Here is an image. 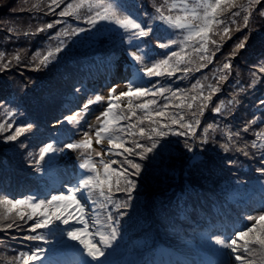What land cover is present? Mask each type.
Returning a JSON list of instances; mask_svg holds the SVG:
<instances>
[{
	"label": "snow or ice",
	"instance_id": "6c2138e0",
	"mask_svg": "<svg viewBox=\"0 0 264 264\" xmlns=\"http://www.w3.org/2000/svg\"><path fill=\"white\" fill-rule=\"evenodd\" d=\"M61 3L63 0H50L45 14L72 17L79 24L72 27L70 32L59 30L49 35V40L56 41L55 47H49L43 55L37 51L24 67L36 72L55 69L67 56L69 43L64 37L69 35L81 38L82 43L95 42L101 38L111 39L113 43L123 45L130 58L126 90L117 94L120 85H111L107 97L94 95V99L89 98L81 105L68 109L53 125L56 128L53 136L41 142L38 159L31 151L27 153L34 160L29 167L34 168L39 178L60 173V161L64 154L77 152L82 159L78 163V170H63L58 184H45L24 198H10L7 193L0 192V232L5 234L0 237V245L7 241L12 253L10 256H0V260H5L6 264H122L116 256L124 240V222L126 219L131 220L130 212L138 209L139 205L133 202L139 201L142 195L140 189L145 187L150 175L148 166L143 162L147 161L150 165L155 160H163L174 143L170 137L182 138L185 154H192L188 156L189 160L195 162L201 155L205 157L193 166L206 169V179L211 177L215 167H219L214 158L208 155L210 151H222L225 156L221 161L230 168L237 160L228 157L229 152L241 153L249 160H256L259 164L255 168L258 173L256 180L264 193V128L255 132L256 139L252 141L244 140L241 135L242 132L247 133L251 125H257L258 122L264 125V98L256 102L257 113L243 127L235 131L229 127L222 133V140L215 135L220 128L218 123L205 122V126L201 127V118L209 110L213 97L222 91V86L232 75L233 59L237 53L246 49L254 31L264 35V24L257 29L254 21L250 26L256 6L261 7L255 15L264 18L262 0H248L247 5L239 6L237 0H173L172 3L164 0L159 5L154 2L150 10L139 13L137 10L143 8L140 0H74L56 13ZM234 8L237 10L231 11ZM226 12H230V16H225ZM63 23L65 20L56 19L37 31L44 33ZM14 31L9 29L10 34ZM234 32H241L242 35L230 46L231 52L219 60L217 54L225 42L232 39ZM35 34L31 33L32 36ZM23 35L29 36L30 33L24 32ZM75 42L73 40V44ZM5 55V52L0 51V74L11 71L14 60L17 65L21 61V57L15 55L5 62ZM209 65L213 66L209 72L202 74L189 86H172L185 80L188 73L201 72ZM253 67L259 73H264V56ZM177 72L182 75L177 77ZM252 76L248 88L254 89L260 81L256 72ZM161 77L176 79L171 84L153 79ZM31 83L35 86L31 90L34 92L39 84L36 81ZM3 87L5 85H0V89ZM81 91L80 86H73V94H80ZM239 92H245V88L241 87ZM238 94H233L227 105L223 101L213 105V117L226 120L234 106L240 103L236 99ZM28 95L27 85L21 84L19 92L10 93L11 99L5 100L7 108L0 104L5 115L13 118L11 123H0V133L12 129L16 123L15 117L24 116L15 131L3 138L4 143H10L16 150L29 147L26 141L30 137L27 136L19 144L15 143L22 135L26 132L35 135L41 127L39 117L29 118L30 114L26 111ZM125 97L128 98L127 110L130 115L113 111L120 108L118 102ZM157 97H163L165 103L156 106ZM133 98L141 102L134 106ZM105 99L107 104H101L103 110L95 117L96 125L93 126L86 119L90 106ZM137 110L143 115L137 116ZM131 117H136L135 123L120 126L122 120H130ZM146 121L148 126L143 127ZM129 137L138 139L129 140ZM105 140L109 145L107 149H93L94 141L103 144ZM238 141H243L242 146H238ZM175 143L180 144L181 139ZM105 152L112 159L105 160ZM95 157L100 159L97 161ZM113 165L119 167L114 168ZM247 183L238 180L234 187L238 189L241 184ZM114 192L122 195L114 198ZM94 193L103 199L94 198ZM198 195L194 186L185 185L179 194L185 212L189 211V200ZM177 207H180L179 203ZM53 208L55 212L51 211ZM14 210L15 215H12ZM99 210H104L103 220ZM190 210L195 211V208ZM244 220L253 223L237 226L234 222L231 230L225 232L210 230L204 238L205 258L191 261V264H255L249 258L256 251L252 246H258L264 255V208L258 216L246 214ZM163 221L166 229L178 228L174 215L165 212ZM19 222L24 223L22 225ZM90 226L93 232H89ZM16 231L24 233L19 238L22 242H32L28 251H17L11 244L18 239ZM127 264L157 262L129 260Z\"/></svg>",
	"mask_w": 264,
	"mask_h": 264
},
{
	"label": "trees",
	"instance_id": "16d2710c",
	"mask_svg": "<svg viewBox=\"0 0 264 264\" xmlns=\"http://www.w3.org/2000/svg\"><path fill=\"white\" fill-rule=\"evenodd\" d=\"M72 2H74V0H64L59 10L61 11L67 5L66 3ZM140 2L143 8L137 10L138 13L139 11L150 10L154 2L159 5L162 4L164 0H140ZM172 2L173 0H169V3ZM189 2H191V0H189ZM262 2L264 3V0H262ZM49 3L50 0L48 1V4ZM26 4L24 0H0V51L6 54L5 62L15 55L21 57L19 65H17L14 60L11 71L0 74V85H5V87L0 89V104H4V108H7L8 105L5 104V100L11 99L10 93L19 92V85L21 84L27 85L29 95L25 105L26 111L30 114L29 118L39 117L41 125L40 131L35 135L31 132H26L15 142L19 144V141L25 140L26 136L30 137V139L26 141L29 145L26 149H13L10 143H4L3 139L5 136L11 135L12 132L15 131L17 124L24 119V116L15 117L16 123L13 124L12 129L0 133V192H5L10 198L15 197L17 199L24 198L29 192L38 191L39 188L43 187L42 182L46 184V180L44 178H39V174L34 171V168L29 167L30 164L34 163V160L29 158L27 153L31 151L34 157L38 159V145L32 144L36 143L41 146V142L44 141L42 138L43 133L41 132L43 129L42 126L44 123H47L46 121L49 120L53 114L63 93L67 89L66 95H64L65 100L71 102L72 98L75 96V94H73L75 80L89 69L91 73L96 75L102 73L105 75L106 72H110L109 67L113 62L118 61L120 56L125 53L123 45L119 44V42L113 43L111 39L101 38L95 42L82 43L81 38L71 37L69 35L64 37L69 43V48L66 49L67 56L59 62L55 69L52 71H30L25 68L24 65L32 60L36 52L40 51L43 55L49 47H55L56 44V41L49 40V35H51L50 32H52L53 29L46 30L44 33L38 32L37 29L44 27L47 23L53 22L56 19H63L65 23L56 25L54 28H56L57 31L64 30L70 32V29L77 26L79 22L73 18L58 17L52 13L45 14L48 12L47 3H43L37 8H26ZM81 12L83 13L84 10L82 9ZM224 15L230 16L227 12ZM253 22V20H250V26H252ZM261 24H264L263 20H255V27L257 29L260 28ZM80 26L84 25L80 24ZM9 29H15V31L10 34ZM244 31L247 30L245 29ZM24 32H28L30 35L24 36ZM31 33L36 34L32 36ZM241 35L242 33H232V39L227 40L221 52L217 54L219 60H223L224 55L231 52L229 48L230 44L233 41L235 42L237 37ZM73 40L76 41L75 44H73ZM262 56H264V35H261L259 31H254L246 49L240 50L233 59L232 75L229 77V81L222 86V91L213 97L209 110H207L205 116L201 118V127L205 126V122L213 123L215 120L214 122L220 125V129H225L224 132H226L229 127L235 131L243 127L246 121L250 120L248 118V109L252 106L251 103H256L259 99L264 98V73H259L258 70L253 67ZM212 67V65H209V68L202 69L201 72L188 73L185 80L178 81V84L172 86H189L191 83H194L197 78L201 77L202 74L208 73ZM236 70H239V74L236 73ZM114 71L115 69L111 70V72ZM253 72L257 73V78L260 81L254 89L248 88V85L253 80ZM180 75H182V73L177 72L176 76L178 77ZM86 78L87 76L85 75L83 79ZM175 79L176 77L167 80V78L163 77L162 81L166 80L171 84L172 80ZM31 81H36L37 84H39V87L36 88L34 92L31 91L35 87ZM237 81L239 83H237ZM208 82L211 81L209 80ZM241 87L245 88V92H239ZM236 93H239L236 95V99L240 101V103L234 106L232 114L229 115L226 120L221 117L214 118L211 114L212 106L218 105L221 101L227 105L228 100ZM20 94L22 95L23 93ZM165 95H167V93ZM157 101L158 105L165 103L163 97H157ZM4 108H0V123H11L13 118L5 115ZM24 110L25 109H21V111ZM222 111H224V109H222ZM142 114V112H138V115ZM251 114L252 116L254 115L253 112H251ZM127 120L128 123L134 122V118ZM142 126L147 127L148 122L146 121L145 125ZM113 127H115V125H113ZM222 133L223 132H220V139H222ZM199 134L200 131L198 130L197 135ZM241 135L244 140L247 141L256 139L255 131L251 127H249L247 133L242 132ZM128 139H138V137H129ZM169 139L174 143L168 149L163 160H155L150 165L147 161L143 162L148 166L150 175L145 187L140 189L142 195L139 201L133 202L139 205L138 209L131 211L130 215L132 219H126L124 222V237H128L126 244L136 249L142 245V243L138 242L132 245L130 239L135 238V236L141 233L144 223L149 224L156 222L158 223L157 225L163 226V216L165 212L169 213L170 209L172 208L173 210L177 207L178 203L180 205L183 204V201H180L179 194L185 185L191 184L194 186L195 190H200L199 193L201 195L193 197L190 200L191 208L187 211L188 214L194 216L204 208L205 204L215 200V194L217 193H215L214 188H218L222 191L230 190L237 199L251 198L261 191L256 180L258 173L254 172V176H244L242 173L233 169V167L230 168L224 164L221 161L223 156L221 157V155L217 153L214 154L212 151H210L208 155L214 158L217 164H219V167H215L211 177L206 179V177H208L207 170L193 166L194 163L199 164L200 160L205 159V157L201 155L193 162L188 159V156L192 154H185L182 138L170 137ZM177 139H181L180 144L175 143ZM141 142L143 143L144 141ZM242 144L243 141H238V146H242ZM126 146L129 145L126 144ZM249 151L253 150L249 149ZM21 153L24 155H21ZM229 157L236 160L239 157L246 158L241 153H235V155L231 154ZM119 159H122V157H118V160ZM45 160H47V157H45ZM238 180L247 181L248 183L246 185L241 184L237 189L234 185ZM211 187L214 188L211 189ZM121 195V193H113L114 198ZM258 197L261 199L258 205L263 204L264 207V193L258 195ZM193 207L195 211L190 210ZM28 211L30 212V209ZM12 215H15V210ZM5 223H7V221H5ZM19 223L23 225L24 222ZM28 223H31V221ZM15 234L18 239L12 241V245H29L32 243L27 241L22 242L19 239L24 234L22 231H16ZM4 236L5 234L0 232V237ZM169 241L173 242V238H169ZM141 252L140 249L139 253ZM256 259L260 261V264H264V255H262L261 252L256 255ZM253 260L256 264V260ZM3 261L4 260H0V264H3Z\"/></svg>",
	"mask_w": 264,
	"mask_h": 264
},
{
	"label": "rangeland",
	"instance_id": "374dc122",
	"mask_svg": "<svg viewBox=\"0 0 264 264\" xmlns=\"http://www.w3.org/2000/svg\"><path fill=\"white\" fill-rule=\"evenodd\" d=\"M48 1L49 0H28V2L25 5V7L26 8H37L39 5H41L43 3H47L48 4ZM247 2H248V0H237V5L238 6L239 5H247ZM66 4H68V3H66ZM262 4H264V3L262 2ZM260 7L261 6L258 5V6H256L255 9H253V17H251L250 20H253V21H255V20H263L264 21V18H260V17H258V16L255 15V13L260 10ZM236 10L237 9L234 8L231 11H236ZM55 11L56 12H59L60 10H59V8H57ZM227 13L230 14V12H227ZM241 15L242 16L244 15V12L243 11L241 12ZM68 18H72V17H68ZM56 32H57V29L56 28H53V30H52V32H50V34L52 35V34H55ZM234 33L239 34L241 32H234ZM233 43H234V41L230 44V46L233 45ZM230 46H229V48L231 50V47ZM236 73L239 74V70H236ZM128 76H129L128 74L127 75H123L122 78H121V80L119 82H117V83H114V80L111 81V83L109 84V86L119 84L120 87L117 88V94H119L121 91L126 90L125 83H126V79H127ZM109 86H107V87H101L96 92V94H94V95H101L103 97H107L109 95ZM94 95H91V96H94ZM89 98H93L94 99V97H89ZM89 98H87V99H89ZM87 99H85V100H87ZM126 99H127V97H125L122 101L124 103H126ZM83 101H84V99H81L79 105H81L83 103ZM101 104L106 105L107 104V99L101 101L99 104L98 103H94L93 105L90 106V111H89V116L88 117H89L90 123L93 126L96 125V119H95V117L103 110L102 107H101ZM94 147L95 148H99V149H103V147L100 144L95 143V141L93 142V148ZM63 157L67 160V162L65 164L68 165L71 162H74L75 160H78L80 158V154L77 153V152H71L70 155L64 154L62 156V159H63ZM199 257H200V259H204L205 258L204 257V254H201ZM118 261H121V259H119Z\"/></svg>",
	"mask_w": 264,
	"mask_h": 264
}]
</instances>
